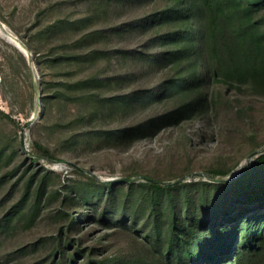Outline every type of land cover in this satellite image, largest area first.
Masks as SVG:
<instances>
[{"label":"rangeland","instance_id":"1","mask_svg":"<svg viewBox=\"0 0 264 264\" xmlns=\"http://www.w3.org/2000/svg\"><path fill=\"white\" fill-rule=\"evenodd\" d=\"M148 6L0 0V264H149L154 260L141 231L131 239L122 222L96 221L104 206H97L101 190L89 177L100 183L130 178L136 189L124 210L140 215L139 184L146 178L211 182L210 171L229 169V182L264 150V97L222 86L209 88L203 119L186 118L132 144H112L116 130L169 108L133 114L109 104L124 93L117 76L129 67L139 70L122 54L134 41H121L108 29ZM33 146L53 159L37 162ZM87 196H94L91 203ZM108 208L106 217L123 210L119 200ZM90 209L96 210L93 221Z\"/></svg>","mask_w":264,"mask_h":264},{"label":"trees","instance_id":"2","mask_svg":"<svg viewBox=\"0 0 264 264\" xmlns=\"http://www.w3.org/2000/svg\"><path fill=\"white\" fill-rule=\"evenodd\" d=\"M105 1L120 8L150 5L108 29L121 41H134L136 46L122 54L139 70L129 67L117 76L124 93L109 104L133 114L169 105L158 117L116 130L113 145L132 144L186 118L203 119L211 86L264 97V0ZM31 156L37 162L53 159L40 146H33ZM229 172L210 171L211 182L167 184L146 178L139 184L140 215L124 210L136 189L130 178L100 183L91 176L101 190L97 206H104L96 221L122 222V233L131 239L141 231L155 264H264V150L228 182ZM85 199L91 203L94 196ZM118 200L121 213L106 217ZM90 213L93 221L96 210Z\"/></svg>","mask_w":264,"mask_h":264},{"label":"water","instance_id":"3","mask_svg":"<svg viewBox=\"0 0 264 264\" xmlns=\"http://www.w3.org/2000/svg\"><path fill=\"white\" fill-rule=\"evenodd\" d=\"M36 113H37V111H35ZM260 153V152H259ZM259 153H257V154H253L252 156H250V158H252L253 156H257V155H259ZM118 182H121V181H116V182H114V183H118ZM179 183H181V181H178V182H176V183H173V184H179Z\"/></svg>","mask_w":264,"mask_h":264},{"label":"bare ground","instance_id":"4","mask_svg":"<svg viewBox=\"0 0 264 264\" xmlns=\"http://www.w3.org/2000/svg\"><path fill=\"white\" fill-rule=\"evenodd\" d=\"M16 43V42H15ZM16 46L22 51L24 52V50L16 43Z\"/></svg>","mask_w":264,"mask_h":264}]
</instances>
